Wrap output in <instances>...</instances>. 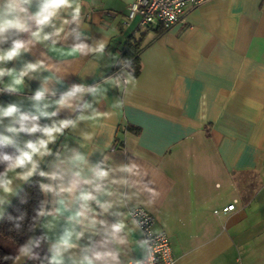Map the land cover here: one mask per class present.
<instances>
[{
	"label": "crops",
	"instance_id": "crops-1",
	"mask_svg": "<svg viewBox=\"0 0 264 264\" xmlns=\"http://www.w3.org/2000/svg\"><path fill=\"white\" fill-rule=\"evenodd\" d=\"M132 1L75 0L80 18L72 20L71 8L61 10L53 21L62 29L58 35L34 39L30 32L36 25L29 20V32L9 30L0 42V50H7L21 39L27 49L0 67L19 71L28 63L41 65L13 93L4 90L12 78H0V106L16 103L21 112H34V103L47 104L43 110L57 115L40 116L41 126L76 121L57 134L48 155L34 157L40 171L56 169L63 177L50 181L39 175L40 185L67 184L74 152L85 157L82 171L88 176L96 163L109 169L101 187L111 194L97 195L112 201V207L104 212L89 202L94 226L69 220L80 203L75 193L43 191L48 214L41 216L39 228L49 258L66 228L74 230V246L61 251V264H80L84 255L97 252L101 258L94 264H126L143 257L140 229L127 212L141 206L154 216L152 228L168 236L174 264H264V0H206L166 31L141 27L138 15L126 22ZM53 25L43 32H53ZM132 40L140 44L136 73L121 51ZM78 45L79 51L69 54ZM129 73L135 83H124ZM115 78L123 87L111 82ZM74 84L96 91L78 93L70 108L59 107L55 101ZM41 87L44 98L35 102L31 97ZM11 122L0 120V133L11 135L5 131ZM41 135L20 132L13 139L23 148ZM129 161L141 165L135 176L119 170ZM21 172L7 173L12 192L0 195V217L32 178L22 179ZM121 177L128 183L112 182ZM137 179L143 184H133ZM234 200V208L223 212ZM117 220L125 229L113 237L110 225Z\"/></svg>",
	"mask_w": 264,
	"mask_h": 264
},
{
	"label": "clouds",
	"instance_id": "clouds-1",
	"mask_svg": "<svg viewBox=\"0 0 264 264\" xmlns=\"http://www.w3.org/2000/svg\"><path fill=\"white\" fill-rule=\"evenodd\" d=\"M33 0H0V42L5 39V33L9 30H15L16 32H29L30 24L29 20L35 22L36 28L34 31L30 32V35L36 40H47L52 35H58L61 28H55L53 21L58 17L61 10H66L71 8V17L73 21L79 20L80 18V6L75 3V0H38L36 10L34 12L29 11ZM71 21L65 20L64 23H70ZM53 25L54 30L51 33L43 32L45 26ZM54 43V42H53ZM81 45H78L70 50V53L79 51ZM104 45L101 43L95 49L98 52L103 51ZM25 41L21 39H16L12 41L11 46L7 50H0V63L11 61L21 54L22 51H26ZM41 65L39 63H28L19 71L11 68L0 67V78L5 75L12 78L11 83L5 86V91L13 93L17 91V86L23 83V78L28 75L30 71L34 72ZM118 88L123 87L120 83L119 78H115L111 81ZM124 83H135V77L132 73H129L128 78ZM46 89L43 87L35 91L31 99L35 102H39L44 98ZM96 91L95 87L85 88L83 85L74 84L66 93L62 94L55 103L59 107H71V98L75 97L78 93ZM119 103V102H117ZM48 107L47 104L43 108ZM82 107H88L87 104L82 105ZM34 112H21L20 107L16 103H8L7 105L0 106V120L3 118H11V123L6 127L5 131L11 135H5L0 133V146L11 145L16 149V154H5L0 153V161L6 162V167L4 171L0 172V190L5 193L12 192L11 179L7 178V173L14 171L17 168L22 170L18 175L27 180L28 177L33 174H39L42 177L48 178L50 181H62L63 177L61 171L53 169L49 172L40 171L38 169V161L34 157H43L48 155L50 150L48 149V144L53 142L57 134H61L65 128L74 126L76 121L72 119H63L57 122H53L51 125L41 126L37 121L40 116L50 117L56 116L57 113L44 111L42 107L38 104H33ZM85 117H78V119H84ZM18 125V126H17ZM20 132L33 134L41 133V137L36 140H28L24 143L23 148L16 145L13 137ZM68 163L73 166L72 179L67 183H58L53 185L41 184V190L44 192H52L56 195L60 193H68L70 196L75 193L74 199L78 200L79 207L72 213L69 220L84 225L87 222L88 226H94L97 221L95 220V210L91 208L89 202H93L99 205L102 211L107 212L109 208L112 207V201H101L98 199V193L103 191L105 195H110L107 189H102L101 182L108 178L109 169L102 168L100 163H96L88 168L91 173L90 176L86 175L82 171V166L87 164L85 157L74 152L73 156L69 158ZM141 167L133 161H129L128 164H122L119 166V170L124 173H128L131 176L137 175L136 170ZM113 183L127 184L126 178L121 177L118 181L113 180ZM133 184L140 185L143 184L141 180H134ZM81 185H88L87 188L80 187ZM144 190L155 194V192L148 188L144 184ZM0 202H3L0 198ZM63 203V201H59ZM93 213V215H89ZM43 207L41 206L38 215H46ZM111 235L113 237L116 234L124 231L125 224L123 220H117L110 225ZM77 237L83 233H75ZM74 235V230L65 229L63 234L60 236L56 245H54L53 255L50 258V264H61L60 253L62 250H66L74 245L71 242V238ZM32 243V241H29ZM20 255H29V246L25 244L19 248ZM101 253L97 252L93 254V257L84 255L80 264H94V259H100Z\"/></svg>",
	"mask_w": 264,
	"mask_h": 264
},
{
	"label": "trees",
	"instance_id": "trees-1",
	"mask_svg": "<svg viewBox=\"0 0 264 264\" xmlns=\"http://www.w3.org/2000/svg\"><path fill=\"white\" fill-rule=\"evenodd\" d=\"M139 45L138 41H128L121 50L122 58L134 65V73L139 65ZM0 153L15 155L16 150L11 145L0 146ZM5 167L6 162L0 161V172ZM38 178L39 174H33L23 183L0 217V264H13L19 248L25 244L29 246V255L21 264H50L46 237L39 228L41 215H38L41 206L44 211L48 209V203L44 200ZM3 240L10 242L15 251L4 247Z\"/></svg>",
	"mask_w": 264,
	"mask_h": 264
},
{
	"label": "built area",
	"instance_id": "built-area-1",
	"mask_svg": "<svg viewBox=\"0 0 264 264\" xmlns=\"http://www.w3.org/2000/svg\"><path fill=\"white\" fill-rule=\"evenodd\" d=\"M206 0H133L126 14V22L135 15L143 28H159L166 31L178 22H182L187 11L197 7ZM125 22V23H126ZM235 200L222 208L229 211L234 208ZM217 211V210H216ZM214 211V212H216ZM128 216L140 229L145 247L144 256L131 258L126 264H174L170 240L164 231L154 230V216L141 206L128 209ZM236 264H241L237 260Z\"/></svg>",
	"mask_w": 264,
	"mask_h": 264
},
{
	"label": "rangeland",
	"instance_id": "rangeland-1",
	"mask_svg": "<svg viewBox=\"0 0 264 264\" xmlns=\"http://www.w3.org/2000/svg\"><path fill=\"white\" fill-rule=\"evenodd\" d=\"M57 138H58V136L56 135L55 140L53 142H50L52 144L48 148L50 151L53 150V146H55V142H56ZM3 193H4L3 191H0V195H2ZM0 240H1V238H0ZM3 244H5L4 247H6L7 249H10L12 251H15L14 248L12 247V244L10 242L3 240ZM24 256L25 255H20L19 252H17V257L15 258L16 260L14 261L13 264H21L22 263V258Z\"/></svg>",
	"mask_w": 264,
	"mask_h": 264
}]
</instances>
